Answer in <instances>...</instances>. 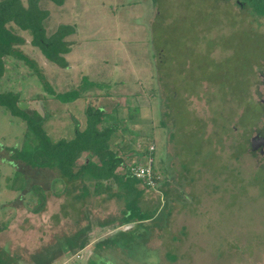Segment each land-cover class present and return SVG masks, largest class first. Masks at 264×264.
Instances as JSON below:
<instances>
[{
    "label": "rangeland",
    "instance_id": "374dc122",
    "mask_svg": "<svg viewBox=\"0 0 264 264\" xmlns=\"http://www.w3.org/2000/svg\"><path fill=\"white\" fill-rule=\"evenodd\" d=\"M39 8L48 36L62 25L76 30L66 67L15 27L32 66L8 58L0 94H19V108L37 111L53 141L74 137L73 118L85 121L83 99L65 104L58 95L142 97L143 119L161 129L156 150L145 126L139 137L121 134L128 149L119 154L129 168H151L155 183L138 189L155 217L123 234L136 225L117 227L126 210L119 188L85 198L79 184L64 193L56 172L9 163L2 148H21L31 135L0 106L1 264H264V155L250 146L264 127V18L234 0H39ZM34 188L48 196L39 214ZM88 228L84 250L64 251Z\"/></svg>",
    "mask_w": 264,
    "mask_h": 264
},
{
    "label": "trees",
    "instance_id": "16d2710c",
    "mask_svg": "<svg viewBox=\"0 0 264 264\" xmlns=\"http://www.w3.org/2000/svg\"><path fill=\"white\" fill-rule=\"evenodd\" d=\"M51 1L63 6L66 0ZM239 1L254 16L264 18V0ZM47 16L48 13L39 8V0H28L27 8L21 0L0 1V78L5 74L8 58L18 59L32 66L31 61L20 50L26 43L16 33L15 27L30 34L31 45L38 48L48 61L66 67L64 56L71 51V44L66 39L76 30L72 26L62 25L57 32L48 36L43 24ZM79 97L78 92H71L58 95L57 99L67 104L75 102ZM19 102V94H0V106L26 122L31 135V139L21 148H2L10 156L9 163L18 169L24 166L30 170L56 172L60 181L65 184L64 193H70L72 188L77 189L79 184V190L86 194L85 198L110 195L114 187L119 188L125 196L126 210L117 227L136 225L129 231L122 232L123 234L133 235L137 228L147 226L153 220L155 213L144 211L141 207L144 191L139 190L138 185L142 182L132 176L123 156L119 154L120 149L115 143L117 128L103 127L104 112L88 108L84 130L76 125L73 138L53 141L45 130V119L37 111L21 110ZM130 118L131 115L126 119ZM32 192L37 196V205L32 213L39 214L44 210L48 196L40 188H34ZM6 229V225L0 226V233ZM88 242V232L82 230L75 237L74 247H64V251L66 248L70 254L81 252ZM35 264H42V261L37 262L36 259Z\"/></svg>",
    "mask_w": 264,
    "mask_h": 264
},
{
    "label": "crops",
    "instance_id": "0c3cea01",
    "mask_svg": "<svg viewBox=\"0 0 264 264\" xmlns=\"http://www.w3.org/2000/svg\"><path fill=\"white\" fill-rule=\"evenodd\" d=\"M160 91H161V89L159 87V92L157 93L159 95V97H158V99L156 98V100H163L162 99L163 95L160 94ZM78 93L80 94V97L77 100L83 99L86 103L85 109L83 110L84 114H85V121L79 122L77 120V118L72 117L76 121L75 126L77 125L80 130L85 129L86 111L88 110V108L94 109V110L98 109V110H101L102 112H104V114H105L103 127L115 126L117 128L118 132L116 133L115 143H116L117 148L123 150V152H122L123 156L125 155V150L128 149V146H126V147L123 146L124 138H122L121 134L122 133H129L130 138H136V136L139 137V133L144 132V128H146V127H148L150 129L149 130L150 134L148 133L145 135L148 138L147 142H150L156 150L155 144L152 142V139H153L154 133H156L158 135V132L161 129L158 126V128L153 131V129H151V125L146 123L147 120L143 119V117H144L143 112L144 111L146 112L147 109H145V108H149V107H147L146 105L143 104V101H142L143 98L142 97L141 98H135L134 103L129 104V102L127 103L124 100V98H121V97H105L104 95H102L99 99H97L96 97L91 96L92 94L88 93V91L86 92V90L83 91L82 93L81 92H78ZM75 102H73V103H75ZM163 102H165V101H163ZM131 110H133L132 113H131ZM130 115H131V118L126 119ZM161 126L163 127V129L166 127L165 124H161ZM142 137H144V136H142ZM129 145H132L131 142ZM136 155H139L140 157H142L141 154L136 153V152L132 154L133 157ZM119 172H121V170H119ZM140 185L141 184H139V186ZM76 193H78V191ZM91 197H93V196H91ZM86 231H88V233H89L90 231H93V229L88 228ZM88 238H89V234H88Z\"/></svg>",
    "mask_w": 264,
    "mask_h": 264
},
{
    "label": "built area",
    "instance_id": "2783aa9c",
    "mask_svg": "<svg viewBox=\"0 0 264 264\" xmlns=\"http://www.w3.org/2000/svg\"><path fill=\"white\" fill-rule=\"evenodd\" d=\"M154 147H151V150ZM152 162V161H151ZM130 173L134 178L140 180L145 185L151 187L155 182L152 179V170L151 168L147 167H140V166H133L130 168Z\"/></svg>",
    "mask_w": 264,
    "mask_h": 264
},
{
    "label": "flooded vegetation",
    "instance_id": "af4514ba",
    "mask_svg": "<svg viewBox=\"0 0 264 264\" xmlns=\"http://www.w3.org/2000/svg\"><path fill=\"white\" fill-rule=\"evenodd\" d=\"M234 1L238 4V6L242 10L245 9V7L243 6L241 1H239V0H234ZM261 77H262V82H263V80H264V72L262 73ZM261 102L264 103V99L261 100ZM255 136H259V139L256 141L257 146H259L258 147L259 148L258 151H259L260 154L264 155V127L262 128L261 131L257 132L253 137H255ZM253 137H251V139H250V146H251V140H252Z\"/></svg>",
    "mask_w": 264,
    "mask_h": 264
},
{
    "label": "water",
    "instance_id": "95a60500",
    "mask_svg": "<svg viewBox=\"0 0 264 264\" xmlns=\"http://www.w3.org/2000/svg\"><path fill=\"white\" fill-rule=\"evenodd\" d=\"M263 84H264V80H263ZM259 139V136H255V137H253L252 138V140H251V150L252 151H258V147L259 146H257V144H256V141Z\"/></svg>",
    "mask_w": 264,
    "mask_h": 264
}]
</instances>
